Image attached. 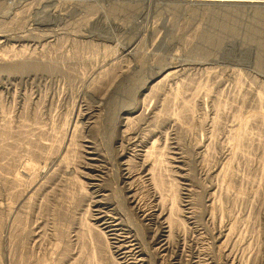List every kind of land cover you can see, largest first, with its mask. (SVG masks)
<instances>
[{"label":"rangeland","instance_id":"obj_1","mask_svg":"<svg viewBox=\"0 0 264 264\" xmlns=\"http://www.w3.org/2000/svg\"><path fill=\"white\" fill-rule=\"evenodd\" d=\"M71 3L0 0V33L10 37L28 34L33 39L37 34H51L48 43L33 46L24 42L0 43L1 58L10 61L0 63V264H37L38 261L42 264V259L49 264H118L117 256L111 255L104 239L87 227L90 220L87 206L92 195L84 185L90 180L80 173L88 170L83 165L89 162L102 166L103 178L96 182L108 189L103 202L109 201L114 213L121 216L123 227L131 231L135 227L148 253L146 263L187 264L188 246L181 256L175 244L164 255L153 249L150 241L155 225L140 218L127 202L119 182L117 156L120 149L131 145L127 140L121 145L113 144L111 137H119L121 129L116 130L110 116L117 115L120 107L136 103H144L157 114L154 118L133 120L127 130L134 128L138 135L151 130L152 139H157L153 149L154 158H159V161L155 158L156 171L164 173L166 184L174 183L177 204L187 199L193 214H199L183 219L185 231L182 230L185 243L194 240V247L207 246L208 255H201L205 259L200 263L224 264V257L211 245V226L207 227L201 217L206 188L211 183L216 186L217 205L223 210V218L235 223V237L228 247L236 263L264 264V6L178 7L160 0L126 5L106 1ZM88 7L99 11H90ZM56 9L63 13L61 17L53 15ZM91 12H95L100 22L107 19L106 24L96 22L88 30L84 28L82 23L92 16ZM97 12H100L98 16ZM79 31L85 35L78 36ZM206 35H213L211 40L221 43L215 45L209 38L206 40ZM242 40L247 43L241 45ZM127 42L133 43L134 50L125 53L122 46ZM108 57L114 58L117 66H114L116 72L112 70L111 74L115 73L104 79L110 86L95 87L100 71L111 64ZM35 60L56 66L36 67ZM174 60L183 69L165 86L142 95L135 93L159 67ZM86 86L93 94L84 92ZM259 90L262 91L260 103L256 101ZM96 94L105 97L100 107ZM212 105L219 111L210 131L204 121H209L207 113ZM78 106H81L79 111L82 108L98 111L90 129L79 128L73 135L76 146L72 145L73 150L68 151L72 154H68V159L72 157L70 161L67 159L66 168L62 166L66 162L60 165L53 160L56 153L47 146L57 145L62 139ZM171 118L175 121H170ZM208 135L207 152L198 155L195 146ZM85 139L100 153V161L85 159L88 156L83 151ZM50 153L51 157L44 160L43 156ZM225 153L230 156L227 161L222 158ZM172 155L183 159L182 169L172 166ZM43 161H46L44 168ZM26 162L45 171L39 179L41 190L33 194L28 204L18 199L26 183H15L12 179ZM132 162L134 174L140 176L134 187L140 205L148 211L154 204L153 193L138 174V163ZM214 165L221 168L217 177L209 175ZM161 191L166 194L167 186ZM181 215L178 216L185 218ZM176 254L180 259L175 258Z\"/></svg>","mask_w":264,"mask_h":264},{"label":"bare ground","instance_id":"obj_2","mask_svg":"<svg viewBox=\"0 0 264 264\" xmlns=\"http://www.w3.org/2000/svg\"><path fill=\"white\" fill-rule=\"evenodd\" d=\"M63 1L64 2L68 1V2H72V3H74V2L76 3L77 2L76 3L77 5L80 4L79 2H81V1H82V3H83V1H94V2L95 1H106L108 3L111 2V3H118V4L126 5V4H129V3L133 4L135 2L136 3L137 2H145L147 0H63ZM160 1L162 3L164 2V4L165 3H169L170 5L172 4V6H174V5L175 6H178V5L179 6H181V5H189V6L190 5H194V6H196V5H198V6L199 5H202V6H204V5H207V6L208 5H212L213 6V5H215V6H229L230 7V6H237V5L240 6L241 5V6H248V8H249V6H264V0H160ZM75 3L73 5H76ZM59 5H61V4H59ZM90 9L92 11H99L98 9L97 10H93L94 7H93V9H92V7H90L89 10ZM110 9L112 11V8H110ZM139 9H141V8H139ZM58 10L57 9L53 10L52 11L53 15L56 16V17H61V15H63V13L61 12L62 13L61 14ZM214 11H215V9H214ZM93 13H94V17H93ZM93 13H92V16H90V18H89V16H87L88 19L85 18V20H84V18H83L84 21H83L82 24H83L84 28H86L87 30H88V27H89L90 24H95L96 22L97 23H104L107 20L106 19V20H104V22H100L99 17L96 18L95 12H93ZM99 13L97 12L96 15L98 16ZM251 16H250V18H251ZM252 22H253V20H252ZM111 23H114V21L111 22ZM115 23H116V21H115ZM49 24H50V22H49ZM105 24L106 23H104V25ZM117 25H118V23H117ZM251 26H253V25H251ZM84 31L85 30L83 29V33H85ZM81 32H82V30H81ZM81 32L80 33H76V34L78 36H80V35L84 36L85 34H83ZM53 33H55V32H53ZM48 34L49 33H43V34H39V35L37 34L35 36V39H33L32 35H30L32 37L30 39L29 38L30 36L28 34L27 35L29 37L26 34L25 35H18L17 37H10L8 34L0 33V43L1 42L12 41L14 43V45L15 44L20 45L21 43L24 42V43H28V45H32L33 46V45H37V44H42L44 42L48 43L50 41L49 37L51 36V34L50 35H48ZM234 36L237 37L236 35H234ZM204 37H206V40L209 38L210 39L209 41H212V43L215 42L214 43L215 45H219L221 43V41H218V40L213 42V40H211L212 38L210 36L208 37L206 35ZM154 40H157V37ZM235 40H236V38L234 39V41ZM242 42H243V40H242ZM245 43H247V42H243V43H241V45H243ZM132 45H133L132 42L131 43L127 42L125 45L122 46L123 47L122 50L125 51V53L127 51L131 52V51L134 50V46H132ZM1 56H0V63H4L5 64L7 62L8 63L10 62V61L4 60L3 58H1ZM114 58L108 57V59H110V61H111V64L108 66L109 68L106 67L102 71H100V74L98 75L95 87L97 85H99L100 88H104L102 86H106L107 85V89H108V87L110 86L109 85V81L108 82L104 81V79L106 78V76H111V75H113L116 72L114 70V66L116 65L115 61L113 60ZM175 58H176V56H175ZM40 60L38 62H36V60H35L34 63H35L36 67L49 66V67L53 68V66H56L54 64H53V66L51 64H45V62L41 63ZM9 67H10V65H9ZM24 67H22L23 70H24ZM115 67H117V66H115ZM182 69H183V65L180 64L178 61H175V60H174V62H171L170 64H165L162 67H159V69L152 76L148 77V79H146L139 86V88L137 89V91L135 93H137L138 95H142V94H145V91H149V90L156 91L157 88H159L161 86H165L164 84L168 80L173 78L176 74H179L178 72H180ZM112 70L115 71V72H113V74H111ZM123 71H124V69H123ZM120 72L122 73V70ZM118 73H117V75H118ZM123 74H126V72L125 73L123 72ZM263 79H264V77H263ZM100 88H98V89H100ZM84 92L86 94H90V95L93 94V92L90 91L89 86H86V88H84ZM261 93H262V91L259 90L258 94H257V97H256V101L258 103L262 102ZM96 98L99 101L98 107H100V102H102V104H104V102H105L104 95L102 96L100 94H98V95L96 94ZM107 100H110V98L107 97ZM98 101H97V103H98ZM106 103L108 104V101ZM109 105H106V106H109ZM122 105H124V104H122ZM147 108L148 107H145L144 103H136L134 106H130V107L124 105V106L119 108L117 115L113 113L110 116V120H113L115 122V127L116 128L119 127V129H121V133L118 134L119 137H116V136H112L111 137V139L113 141V144L114 143H118L119 145H121L123 140H127L128 141V145H131V147H129V148L127 147V149H125V148L120 149V151L118 153V156H117V158L119 159L118 163H119V167H120V170H119V179H120V181L119 182L122 183L121 186H123V188H124L123 191H125L127 202L131 205V207L136 209V211L140 215V218L142 217V219L145 220V222L147 221L148 224L153 223V225H155V230H153L154 233H151V234H153L152 235V240H151L152 242L150 241V243L152 244L153 249L156 250V252H158L160 255H164L166 252L169 251L170 247H172L175 244V245H177L176 247L180 248V251H178V253H179L178 256H181L182 252L185 251L186 246H188V247H190V250H189V253H188V256H187L188 259H186L187 264H201L202 263L201 259H205V258H202L201 255H208V253H207L208 251H205L207 246L205 247V249H203V248L200 249L197 246L194 247L193 244L194 245L196 244V242L194 240L191 241V242L190 241H186L187 243H185V240H186L184 238V231L185 230H184V226H182V223H183L182 220L183 219L194 218V217L198 216L199 214L196 215V216L193 214V212L190 210L191 208H189V207H191V206H189V204L191 202L189 200H187V199L186 200H182V202L177 204V193H176V189H175L174 183L171 181V183L168 182L166 184L165 179L163 177L164 173L156 171L154 163L155 162L158 163V161H159L158 159L159 158L155 156V158H157V160H158V161H156V159L153 156L154 155L153 154V152H154L153 149L156 148L155 144H156L157 139L156 138L152 139L153 134H151V130L148 133H145L144 135L143 134H139L138 135L134 128H132L131 131L127 130L129 128L130 123L133 120L135 121V120L141 119V118L142 119L143 118H154L156 116L157 112H155L154 110H149V108L148 109ZM80 109H81V106H78V110L76 111L75 116L72 117L68 121V126L66 128L65 135L62 137V139L61 138L59 139L58 144L54 145V144L51 143V144H49L47 146L49 150H51V149L54 150V154L55 153L56 154H55V158L53 160L57 161L58 164H60V165H61L62 162L65 163L66 161H68L69 160L68 156L72 155L71 153L69 154L68 151H70V150L72 151L73 150L72 145L76 144V143L74 144L75 140H74V136H73V135H75L76 130H78L79 128H86V129L88 128V129H90L92 127V123L95 120V116L97 114L96 112L98 111L97 108H94V109L91 108L92 110H89L88 108H86L87 110L82 108V111H79ZM218 111H219V109H218ZM218 111L216 110V107L214 105H212L210 107V109L208 110L207 115L210 116V119H209V121L206 120L204 122H205V125L207 126V129H209L210 131H211V127H213L212 120L215 117V119H214V123H215L216 115H217ZM167 119H168V117H167ZM170 121L174 122L175 118H173V119L171 118ZM113 127H114V125H113ZM116 130H118V128ZM130 134H132L133 138L130 137ZM209 138H210V136L208 135V136H206V139L204 141L203 140L202 141H198V143L196 144L195 148L197 150L198 155H204L207 152L208 145H209L207 140ZM84 141L86 143L83 144V146L86 149H84L83 151H84V153L88 154V156L86 154L87 157L85 159L88 158L90 161H100V159H99V157H101L99 155L100 153L98 152L99 153L98 154L96 152L97 150H95V148H93L91 146V144H90L91 142L89 140L85 139ZM75 146H74V148H76ZM116 146H117V144H116ZM176 153H177L176 151L173 152V154H176ZM51 155H52L51 153H50V156L49 155H44L43 156L44 160L49 159L51 157ZM176 155H172L170 157L171 158L170 161L172 162V166L175 167V169L176 168L177 169L178 168L182 169L181 165H182L183 159L181 160V158H179V156H176ZM71 157L72 156H70V160H71ZM222 158H223V160L227 161L230 158V156H228V154L225 153ZM132 161L138 163V165H139V173L138 174L142 175V177L144 178L143 180L146 182V184H148L150 186V188L152 190V193H153V198L152 199L154 200L153 201L154 204L152 205L151 209L148 210V211L143 208L144 206L142 207L140 205V201H139V198H138L139 196L137 195V191L135 190V187H134V183L137 180L136 178H139L140 176L138 177V176H136V174H134V171L131 168L132 167V163H133ZM43 162H44V164H43V168H44V166H46V161H43ZM93 163L94 162H89V163L84 164L83 167L85 169H88V170H84V171L81 170L83 172L80 173V175L83 178L85 177L86 179L90 180V181L86 180V184H84V185H87L89 187L88 190L90 189L91 192L90 193L88 192V193L90 195H92L91 196L92 200L90 201L89 206H87V211L90 210V214H89L90 215V218H89L90 220H89V222H87L88 230L90 232H93V234L95 233V235L98 238L101 237V238L104 239L105 245H106V247H108L107 249H109V252L111 253V255L114 254V255L117 256V259L119 261L118 264H147L146 262L149 261L148 260V253L144 249V247L142 246L141 241L139 240V238L137 237L136 231L134 230L135 227H133L134 228L133 231H135V232L131 231L132 229L123 227L122 226L123 223H121L122 219L120 220L121 216H119V215L114 213L112 207H110L111 204L108 203L109 201L107 202L108 204L106 202H103V198H104V196H106V194H107L106 191L108 189L102 188L101 184L99 182H96V181H101V179L103 178L102 177L103 175H101L103 173V170H102V166L98 165L99 163L96 162L97 165L93 164ZM65 164L66 165H62V166H66V168H68L69 166H68L67 162ZM262 165L264 167L263 163H262ZM43 168H41L40 166L36 167L34 165V163H32V162L31 163L30 162H26V163H24L23 168L21 170H18L17 173L15 174V176L12 178L15 183L16 182L19 183L21 181L26 183V187L23 189V192H20L18 194V197H19L18 199L24 200L25 204L26 203L28 204L31 201V199H33L32 198L33 194H35V192H37V190L40 189V187L42 186V182H40L39 179L42 176H44V174H45V171H44ZM220 169H221L220 166H217V165L212 166L210 168V170H209V175L211 177H213V176L217 177V175L220 172ZM89 171H91V172H89ZM83 183L84 182H82V185H83ZM165 185L167 186V190L168 191H167L166 194H163L161 190H163V187ZM85 188H87V187H85ZM216 192H217L216 191V186L211 185V183H210V186H208L206 188V192H205L206 193V197L204 198V200L202 202L204 204V210L201 211L202 212L201 213V217L203 218V220L205 222V225H208L207 227L211 226L210 228L212 229V233H213L212 237L210 238V239H212L211 245H213L214 248L217 250V252L224 257L223 258L224 259L223 260L224 264H237L236 263L237 261L234 258L235 256H233L231 254V250H229V247H228V243L229 242L231 243V240L235 237L234 236L235 223L232 224V223H230L229 219H228L229 220L228 221V220H226L227 218L226 219H225V217L223 218V216H224L223 215L224 213L222 212L223 210L220 208V206L217 205L218 198L216 197ZM183 195H186V193H184ZM215 210H218L219 213L215 212ZM117 212H118V210H117ZM225 213H226V211H225ZM120 214H121V212H120ZM179 214H182L185 218H180L178 216ZM123 221H125V220H123ZM147 223H146V225H147ZM124 224H126V223H124ZM205 225L203 227H205ZM129 227H131V226H129ZM150 227H153V226H150ZM182 228H183L184 231L182 230ZM140 232H141V230H140ZM137 233H139V232H137ZM208 234H210V233L208 232ZM34 236H36V235H34ZM58 236H60V235H58ZM208 236H210V235H208ZM188 240H190V239H188ZM189 242H190V244H189ZM211 245L209 246L210 249H211ZM193 247H194V249H192ZM215 249H214V251H216ZM222 256H221V258H222ZM176 257H177V254L175 255V258ZM178 259H180V258H178ZM43 260L44 259H42V262H43L42 264H49L50 263V262L46 263L47 261L44 262L45 260L44 261ZM59 260H60V258H59ZM183 261H185V260H183ZM39 263L40 262L38 261L37 264H39ZM52 264H54V263H52ZM177 264H178V261H177Z\"/></svg>","mask_w":264,"mask_h":264}]
</instances>
